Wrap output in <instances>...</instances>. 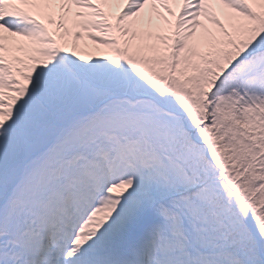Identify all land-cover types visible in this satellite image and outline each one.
I'll use <instances>...</instances> for the list:
<instances>
[{
  "label": "snow or ice",
  "instance_id": "snow-or-ice-1",
  "mask_svg": "<svg viewBox=\"0 0 264 264\" xmlns=\"http://www.w3.org/2000/svg\"><path fill=\"white\" fill-rule=\"evenodd\" d=\"M0 264H264V0H0Z\"/></svg>",
  "mask_w": 264,
  "mask_h": 264
},
{
  "label": "rangeland",
  "instance_id": "rangeland-1",
  "mask_svg": "<svg viewBox=\"0 0 264 264\" xmlns=\"http://www.w3.org/2000/svg\"><path fill=\"white\" fill-rule=\"evenodd\" d=\"M123 5H119V6H113L111 8V15L109 17V22L110 23H115V14L120 10V8L122 7ZM174 10L175 11H178V6H174ZM107 11V9H106ZM161 12H163V9H160ZM150 13V9L149 7H146L142 13V16H143V21H142V26L147 29L148 25H147V17ZM164 15H167V13H164ZM169 19H171V17H169ZM221 19H223V17L221 16ZM161 22L155 17L153 16V31L155 30V25L157 24H160ZM66 26L69 30V35L65 36L64 39L61 41V43H64L68 46H71L72 44H78L79 47L77 49V51L86 56V57H98V56H101V55H105V54H110L111 53V49L110 48H107L105 47L104 45L100 44V43H96V42H93L92 40L88 39V33L87 32H84L82 29H80L76 22L74 21V18H69L67 21H66ZM50 29L53 31L54 33V37L56 36V29H55V26H50ZM77 31H80L82 33V39L80 41H76L75 40V32ZM93 35H96V36H100L101 34L98 33V32H93L92 33ZM17 40H20L21 38H16ZM124 38H122V41H123Z\"/></svg>",
  "mask_w": 264,
  "mask_h": 264
}]
</instances>
